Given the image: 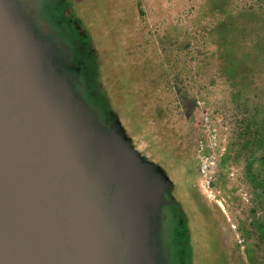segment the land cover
Listing matches in <instances>:
<instances>
[{
  "label": "rangeland",
  "instance_id": "rangeland-1",
  "mask_svg": "<svg viewBox=\"0 0 264 264\" xmlns=\"http://www.w3.org/2000/svg\"><path fill=\"white\" fill-rule=\"evenodd\" d=\"M55 2L24 14L158 178V264H264V0Z\"/></svg>",
  "mask_w": 264,
  "mask_h": 264
},
{
  "label": "water",
  "instance_id": "water-1",
  "mask_svg": "<svg viewBox=\"0 0 264 264\" xmlns=\"http://www.w3.org/2000/svg\"><path fill=\"white\" fill-rule=\"evenodd\" d=\"M162 188L0 0V264H158Z\"/></svg>",
  "mask_w": 264,
  "mask_h": 264
},
{
  "label": "flooded vegetation",
  "instance_id": "flooded-vegetation-1",
  "mask_svg": "<svg viewBox=\"0 0 264 264\" xmlns=\"http://www.w3.org/2000/svg\"><path fill=\"white\" fill-rule=\"evenodd\" d=\"M58 1V0H57ZM19 5L21 6V8L23 9L24 13H28V11H36L39 10L40 8H47V10L49 11V9L52 11L56 8L57 2H55V0H38V2H33L32 0H18ZM54 7V8H53ZM53 8V9H52ZM47 13V12H46ZM39 20H37L36 22L38 23V28L47 36L50 37L51 39L55 40L56 43L58 44V41L55 37V35L51 32L54 29V25L51 24L50 22H47V27L49 26V28L51 29L50 31L46 30L45 28H43L40 25V22H43L44 19V14L42 13L40 15V17H38Z\"/></svg>",
  "mask_w": 264,
  "mask_h": 264
},
{
  "label": "built area",
  "instance_id": "built-area-1",
  "mask_svg": "<svg viewBox=\"0 0 264 264\" xmlns=\"http://www.w3.org/2000/svg\"><path fill=\"white\" fill-rule=\"evenodd\" d=\"M211 167V163L209 162V160H203L202 161V165H201V173L202 174H206L209 170V168Z\"/></svg>",
  "mask_w": 264,
  "mask_h": 264
}]
</instances>
